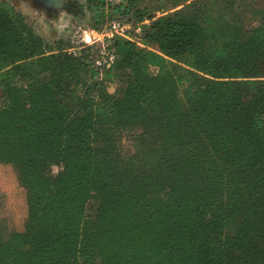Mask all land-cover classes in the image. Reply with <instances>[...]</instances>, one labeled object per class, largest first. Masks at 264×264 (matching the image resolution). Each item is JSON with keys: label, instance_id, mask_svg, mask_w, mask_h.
I'll list each match as a JSON object with an SVG mask.
<instances>
[{"label": "trees", "instance_id": "16d2710c", "mask_svg": "<svg viewBox=\"0 0 264 264\" xmlns=\"http://www.w3.org/2000/svg\"><path fill=\"white\" fill-rule=\"evenodd\" d=\"M140 1L85 0L94 28L150 21L103 71L0 3V166L24 199L0 264H264V19L242 24L252 0Z\"/></svg>", "mask_w": 264, "mask_h": 264}, {"label": "rangeland", "instance_id": "374dc122", "mask_svg": "<svg viewBox=\"0 0 264 264\" xmlns=\"http://www.w3.org/2000/svg\"><path fill=\"white\" fill-rule=\"evenodd\" d=\"M175 1L177 0H141L140 7L158 15L159 10L175 11ZM2 2L9 3L22 14L30 27L50 45L55 53L63 50L78 55L86 48V44L81 42L84 34L101 30L103 25L112 20L106 14L104 24L94 28L95 15L87 7L85 0H63L64 3L59 7H48L42 0H0V3ZM251 4V8L239 14L242 24L248 28L258 26L264 19V0H252ZM134 20L135 18L132 17L130 22L132 25L137 24ZM137 45L143 46L141 42H137ZM115 89L114 81L109 85V91L113 92ZM139 132L140 129L124 132L120 138L118 146L124 158L134 154V139ZM97 206L95 201L88 204L86 218L88 227L93 222ZM23 219L24 199L19 192L16 172L11 168L0 166V226L3 239L7 240L19 228Z\"/></svg>", "mask_w": 264, "mask_h": 264}, {"label": "built area", "instance_id": "2783aa9c", "mask_svg": "<svg viewBox=\"0 0 264 264\" xmlns=\"http://www.w3.org/2000/svg\"><path fill=\"white\" fill-rule=\"evenodd\" d=\"M104 1L107 6H116L123 0ZM157 16H160V13H158ZM149 24V20L132 25L130 22H126L121 19H112L103 25L101 30H93L90 33H85L81 42H84L86 47L95 46L97 48L94 67L101 71L109 70L117 61V55L115 50L112 48L114 39L121 37L135 43L140 42L143 27Z\"/></svg>", "mask_w": 264, "mask_h": 264}, {"label": "water", "instance_id": "95a60500", "mask_svg": "<svg viewBox=\"0 0 264 264\" xmlns=\"http://www.w3.org/2000/svg\"><path fill=\"white\" fill-rule=\"evenodd\" d=\"M42 1H45L46 5L48 7H59V6H61L64 3L63 0H55V1H52V0H42Z\"/></svg>", "mask_w": 264, "mask_h": 264}, {"label": "crops", "instance_id": "0c3cea01", "mask_svg": "<svg viewBox=\"0 0 264 264\" xmlns=\"http://www.w3.org/2000/svg\"><path fill=\"white\" fill-rule=\"evenodd\" d=\"M52 1H55V0H52Z\"/></svg>", "mask_w": 264, "mask_h": 264}]
</instances>
